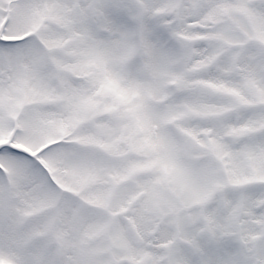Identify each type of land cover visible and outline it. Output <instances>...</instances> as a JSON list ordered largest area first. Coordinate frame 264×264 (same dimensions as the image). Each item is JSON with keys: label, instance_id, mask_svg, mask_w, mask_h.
<instances>
[{"label": "snow or ice", "instance_id": "snow-or-ice-1", "mask_svg": "<svg viewBox=\"0 0 264 264\" xmlns=\"http://www.w3.org/2000/svg\"><path fill=\"white\" fill-rule=\"evenodd\" d=\"M0 264H264V0H0Z\"/></svg>", "mask_w": 264, "mask_h": 264}]
</instances>
